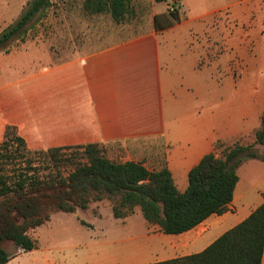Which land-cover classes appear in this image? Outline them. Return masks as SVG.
Returning <instances> with one entry per match:
<instances>
[{
  "label": "crops",
  "instance_id": "obj_1",
  "mask_svg": "<svg viewBox=\"0 0 264 264\" xmlns=\"http://www.w3.org/2000/svg\"><path fill=\"white\" fill-rule=\"evenodd\" d=\"M3 1L4 22L13 10L22 14V0ZM204 1L211 10H188L168 25L155 8L145 22L122 24L68 12L54 47L45 29L1 51L0 143L15 126L32 149L98 145L115 163L167 168L181 192L216 141L253 144L264 112V0ZM237 173L224 214L167 235L173 243L156 244V257L138 264L201 253L247 219L264 202V162L247 161Z\"/></svg>",
  "mask_w": 264,
  "mask_h": 264
},
{
  "label": "trees",
  "instance_id": "obj_2",
  "mask_svg": "<svg viewBox=\"0 0 264 264\" xmlns=\"http://www.w3.org/2000/svg\"><path fill=\"white\" fill-rule=\"evenodd\" d=\"M53 2L29 1L20 18L0 33V52L25 39ZM177 2L181 6V0ZM82 8L89 15L108 14L117 24L135 15L131 0H84ZM172 15L180 19L178 10ZM254 136L250 145L216 141L213 152L190 171L188 187L181 192L167 168L150 171L141 163H115L94 144L32 152L8 129L0 143V264L13 258L9 245L25 252L37 249L30 232L53 215L87 210L105 200L115 219L124 220L139 208L144 219L165 235L182 234L213 214H224L239 181L238 168L250 160L264 162V153L258 150L264 146V112ZM263 251L264 202L201 253L154 264H261Z\"/></svg>",
  "mask_w": 264,
  "mask_h": 264
},
{
  "label": "rangeland",
  "instance_id": "obj_3",
  "mask_svg": "<svg viewBox=\"0 0 264 264\" xmlns=\"http://www.w3.org/2000/svg\"><path fill=\"white\" fill-rule=\"evenodd\" d=\"M22 1L25 3L24 11L31 0ZM83 1L54 0L53 5L45 12L44 16L32 25L28 36L12 44L10 48L27 39L36 38L45 29H48V33L51 35L47 40L54 47L60 37L59 26L62 16L68 12L82 13ZM5 3L0 0V25L9 23L7 28L16 22L22 14L18 16L19 11L13 10L14 12L10 13V20L4 22L7 9ZM132 4L135 15L128 21L132 23L140 20L145 22L149 10L154 8L158 13L164 12L166 16L164 21L163 17L160 18V22L164 25L172 22L178 23L172 15V12L176 10L186 20L189 12L192 15H199L197 10L207 12L212 9L211 2L204 0H202V4L197 3L195 6H190L188 0H185L184 10L181 9L177 0L159 3L156 0H132ZM181 29L185 30L181 32L184 35L188 25H183ZM8 129L18 136L20 135L17 127L8 126ZM27 148L32 152L41 150L32 149L29 146ZM74 152V149L69 150L66 156L69 157ZM30 156L32 153L27 154L28 158H31ZM35 164H40V160L36 159ZM68 168L70 167L68 166ZM77 214L57 213L47 224L31 231L30 235L37 243V249L33 251L25 252L9 245L8 249L13 255L9 264H138L143 261L145 256L147 259L144 261H148L151 255L153 258L156 257V244L165 246L166 243H173L157 226L150 225L144 219L139 208L132 216L118 220L114 219L112 215L110 202L105 200L100 204H92L87 210H79ZM97 216H102L101 220L95 219Z\"/></svg>",
  "mask_w": 264,
  "mask_h": 264
}]
</instances>
